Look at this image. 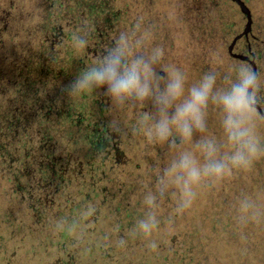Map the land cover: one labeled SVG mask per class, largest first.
<instances>
[{"label":"trees","instance_id":"obj_1","mask_svg":"<svg viewBox=\"0 0 264 264\" xmlns=\"http://www.w3.org/2000/svg\"><path fill=\"white\" fill-rule=\"evenodd\" d=\"M80 1L0 0L1 255L8 260L24 253L27 264H264V168L254 170V161L252 174L247 168L203 178L198 185L204 210L191 205L177 212V194L166 195L164 179L172 184L177 178L170 171L174 163L163 169L159 161L149 162L131 199L123 194L126 171L110 169L111 135L96 121L108 115L92 111L95 86L71 98L65 91L101 70L87 45L92 17ZM252 1L244 0L253 15L254 91L262 82L264 110V54L258 48L264 38L257 34L261 25ZM237 9L240 32L245 19ZM201 135L192 133L191 147L199 150L202 168L207 161L198 147ZM235 147L227 140L215 156ZM113 150L120 159L117 146ZM139 164L135 159L136 171ZM241 177L250 192L242 190ZM152 218L158 226L139 233L141 222ZM197 218L204 226H196Z\"/></svg>","mask_w":264,"mask_h":264},{"label":"flooded vegetation","instance_id":"obj_2","mask_svg":"<svg viewBox=\"0 0 264 264\" xmlns=\"http://www.w3.org/2000/svg\"><path fill=\"white\" fill-rule=\"evenodd\" d=\"M80 3L88 8L87 11L92 17L89 22L92 37L87 45L88 50L91 51L90 56L100 61V72L107 71L111 61L119 59L116 71L121 76L124 70L131 69L137 60L148 63L151 72L157 74L153 77L151 72L141 71L140 83L147 84L149 88V94L146 97H141L136 91L121 97H113L108 94L107 84L103 88L95 87L93 91V96L98 99V102H93L92 111L101 110V113L106 111L108 115V119L105 114H101L96 120L99 127L111 135L107 143L111 148L108 164L110 169L120 175L126 171L128 180L123 194L131 199L138 186L137 179L142 177L146 165L153 159L160 161L163 158L167 150L165 145L168 144V147L172 148L178 146L177 135H174L176 130L179 131L178 126L170 125L171 135L167 139H161L157 134L156 124L165 118V114L171 116L183 99L188 98V89L198 87L204 82L205 77L215 78L212 95L207 107L203 110L204 130L217 127L212 122V115L217 111L221 110L219 112L223 118L228 116V113H223L225 111L223 105L214 99L223 95V84L220 81L223 70L219 65H213V61L208 57L212 49L211 43L216 35L211 31V26L214 19V23H218L220 32L224 35L225 57L227 56L234 65H239L240 62L230 55L228 48L234 36L239 33L238 27L241 20L238 13V24L234 14L226 17L218 13L217 17L212 18L211 10L220 11L223 7H227V0H188L191 15L189 12V19L185 23L180 20L178 0H81ZM183 25H189L192 29L186 33L187 35ZM263 31L262 26L257 30L261 38H264ZM258 48L264 54L263 43L258 44ZM158 49L164 50L162 56L158 57ZM232 51L251 55L252 38H239L232 46ZM161 74L163 79L158 78ZM173 78L183 81L185 94L181 100L171 101L165 107L160 102V93ZM233 80L234 78L227 83L233 85ZM262 88L259 84L257 89L253 90L252 97L258 102H260ZM98 105L101 108H98ZM204 130L194 128L193 133L203 134ZM205 137L202 136L203 142L206 141ZM114 146H117L121 154L120 159L114 157ZM135 159L140 162L138 171L135 170ZM132 172L135 175H132ZM131 178H134L133 182ZM7 258L8 256L0 253V260H2L0 264H16L17 260L19 262L29 260L24 253H20L15 258L6 260Z\"/></svg>","mask_w":264,"mask_h":264},{"label":"clouds","instance_id":"obj_3","mask_svg":"<svg viewBox=\"0 0 264 264\" xmlns=\"http://www.w3.org/2000/svg\"><path fill=\"white\" fill-rule=\"evenodd\" d=\"M123 38V37H122ZM84 40H79L80 46L85 45ZM163 49H158V57L163 55ZM119 65V59L113 60L110 67L105 72H97L93 70L87 74L84 81L77 80L76 83L67 85L65 91L71 97L79 96L83 91L93 86L103 88L105 84L108 86V94L113 97H121L136 91L141 97L149 94L147 84L141 85V71L151 72L150 65L143 60H137L133 63L131 69H125L123 75H119L116 67ZM153 77L157 74L151 72ZM158 78L163 79L161 74ZM257 79L254 69L245 70L242 73V79L239 84H233L231 91L227 94L215 97L216 102L223 105L228 113L227 119L224 120V129L230 144L236 145L234 151L227 156L214 158L218 151L216 145L211 141H205L198 147L206 156V163L201 167H197L194 158L190 155L181 157L175 167L186 171L187 178L184 179L185 198L182 199L177 207V212H183L191 206L194 193L191 185L199 184L203 178L211 177L221 179L230 175L235 169H247L251 167L254 159L264 156V149L253 141L247 128L242 129V125L246 121L234 118L237 114L243 115L245 108L252 106L253 97L249 91ZM215 82L214 77H205L204 82L198 87L188 89V98L183 99L171 116L165 114V118L156 124V131L161 139H167L171 135L170 125L176 124L180 134L186 138L192 136L193 130L203 131L205 128V113L212 88ZM184 83L179 78H173L168 81L162 93H160V102L167 107L171 101L181 100L184 97ZM183 179V178H182ZM159 224L154 218L151 222H141L139 233L151 234ZM126 242L120 241L123 246Z\"/></svg>","mask_w":264,"mask_h":264},{"label":"rangeland","instance_id":"obj_4","mask_svg":"<svg viewBox=\"0 0 264 264\" xmlns=\"http://www.w3.org/2000/svg\"><path fill=\"white\" fill-rule=\"evenodd\" d=\"M254 1H252V4L254 7L255 6L257 7V11L259 13V16L257 18V19H259L258 24H260L263 27V24H264V0H257L260 2L259 3L260 6L257 3L254 5ZM178 3H179V8H180V10H179L180 20H182L183 23H185V21H187L189 19V12H190V10L188 8V0H186V2L184 0H178ZM261 5L263 7L262 9H261ZM210 7H211V5H210ZM218 13H220L221 15H224L226 17H231L234 14V18L237 19L236 23L238 24V20H239V18L237 16L238 9L236 8V6L231 1L228 2L227 7H223L220 11L211 10L212 18L217 17ZM190 15H191V12H190ZM252 17H253V15H252ZM184 27H185V29H184L185 34L188 33L189 30L190 31L192 30L189 27V25H187V26L183 25V28ZM183 28H182V31H183ZM193 28H194V26H193ZM211 31H213V33H216V35H215V38L213 39V41L211 43L212 49H210V51L208 53V57L213 61V65H215V66L219 65L223 70V76L221 74L220 81L223 84L222 88H223V95H224V94L229 93L231 91V88H232V85H229L227 83L228 82L227 78L229 77V75L231 74L234 77L233 84H235V83L237 84V82L239 84L241 79H242V73L246 69L244 66V62H242L241 60L237 59V62H240V63H239V65H234L233 62H231L227 56L225 57L224 52H223L224 40H225L224 35H222V33L220 32V28H219L218 23L217 24L214 23V19H213V24L211 26ZM250 34L252 37L253 33L250 32ZM225 36H226V34H225ZM196 53H197V50H196ZM261 83L262 82H260V84ZM219 111H221V110H219ZM219 111H217L214 115H212V122L215 125H217V127L216 126L211 127V130H204V133L202 135H203V137L206 136L205 137L206 141H211L212 143H214L216 145L217 148L218 147L224 148L226 146L228 138H227L226 131L224 133L225 129H224V120L223 119L224 118L226 119L227 117L225 116L223 118V115H221V112H219ZM223 113L225 114L227 112L223 111ZM234 118L242 119V120L246 121V123L242 125V129L247 128L250 132V137L253 139V141L256 142L261 149H264V119H262V117L259 116L257 111L251 107L246 106L245 112L243 113V115L241 116V115L237 114ZM174 135H177V137L182 139V142H181V145L179 144L175 148L168 147V144L165 145L166 146L165 149H167V150L164 152L163 158H161L159 161L163 165V169L168 163H174L176 165L179 162V160L181 159V157L184 155L192 156L194 158V162H195L196 166L198 167L197 162L199 160L197 159V156L199 155V150L191 147V143L193 141H195V139L194 138L192 139V137L186 138V137L182 136L180 134V132L177 130H176ZM229 150L226 149L225 151L228 152ZM214 158H218V157L214 156ZM254 162H255V164L253 163L254 170L262 169V167L264 168V156H261V157L254 159ZM175 165H172V170H170V171L173 173V175H175L177 177L176 181L174 183L170 184V182L168 183V179L165 178L163 181V184H164L163 189L166 192V195L174 194V196H175L177 194L178 199L181 202L182 199L185 198L184 179L187 178V173H186V171L175 167ZM253 168H249L248 171L246 170V174H252ZM168 172H169L168 170L165 171V176H166V173H168ZM240 181L242 182V185L244 186V187H241L242 190L244 191V189H245L248 192H250L251 184L248 182V180L241 177ZM191 188H192V191L194 193V197H193V200L191 203L192 207L198 208L200 206L199 209L204 210L202 205H200L201 192L199 190V185L193 184V185H191ZM250 202L253 203V200H251ZM195 224L198 227L204 226L203 219H201V218L195 219ZM231 252H229V253H231ZM23 261H25V260H21V263H23Z\"/></svg>","mask_w":264,"mask_h":264},{"label":"water","instance_id":"obj_5","mask_svg":"<svg viewBox=\"0 0 264 264\" xmlns=\"http://www.w3.org/2000/svg\"><path fill=\"white\" fill-rule=\"evenodd\" d=\"M230 1L233 2L237 6V8H239L241 14L243 15V18L245 19V23H244L243 29L237 35H235L234 38L232 39V41L229 45L228 51H229L230 55H232L234 58L241 60V61H244V62H247L249 65H251V69H254V71L258 77V72H257V67H256L257 65L255 62V54L252 53L251 55H248L245 53H234L232 51V46L234 45L236 40H238L239 38H243V37L244 38H248V37L252 38V37H254V35H252V37H251V34H250L252 20H253L252 12H251L249 6L244 2V0H230ZM255 84H256V82H255ZM255 84L251 89H249L251 95L253 94ZM251 108L256 110L257 113L260 114L261 117H263V119H264V110H263V106L260 104V102H258L256 99H253Z\"/></svg>","mask_w":264,"mask_h":264}]
</instances>
